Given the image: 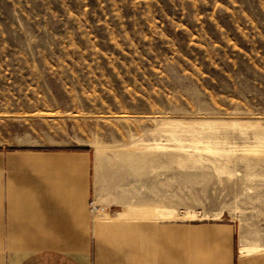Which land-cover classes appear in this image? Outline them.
I'll return each instance as SVG.
<instances>
[{
    "label": "rangeland",
    "instance_id": "374dc122",
    "mask_svg": "<svg viewBox=\"0 0 264 264\" xmlns=\"http://www.w3.org/2000/svg\"><path fill=\"white\" fill-rule=\"evenodd\" d=\"M7 151L87 153L91 223L228 224L264 247V0H0Z\"/></svg>",
    "mask_w": 264,
    "mask_h": 264
},
{
    "label": "crops",
    "instance_id": "0c3cea01",
    "mask_svg": "<svg viewBox=\"0 0 264 264\" xmlns=\"http://www.w3.org/2000/svg\"><path fill=\"white\" fill-rule=\"evenodd\" d=\"M87 163L83 152H0V264H92L93 235L94 264H264L228 224L91 223Z\"/></svg>",
    "mask_w": 264,
    "mask_h": 264
},
{
    "label": "bare ground",
    "instance_id": "6f19581e",
    "mask_svg": "<svg viewBox=\"0 0 264 264\" xmlns=\"http://www.w3.org/2000/svg\"><path fill=\"white\" fill-rule=\"evenodd\" d=\"M168 212L164 211L162 209L158 208H132V207H125L122 206L121 211H119L117 214H115L113 219L118 218H146V219H156L158 218H167ZM257 250H264V247H262L260 244L251 243L248 245H241L239 247V251L241 253L244 252H254Z\"/></svg>",
    "mask_w": 264,
    "mask_h": 264
}]
</instances>
